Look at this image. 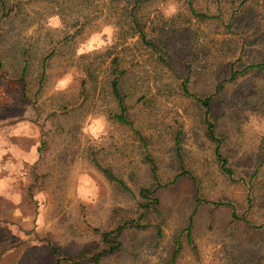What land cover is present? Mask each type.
Here are the masks:
<instances>
[{
    "label": "rangeland",
    "instance_id": "obj_1",
    "mask_svg": "<svg viewBox=\"0 0 264 264\" xmlns=\"http://www.w3.org/2000/svg\"><path fill=\"white\" fill-rule=\"evenodd\" d=\"M186 1L152 0L138 12L149 37L166 44L169 65L133 29V0H5L7 15L0 3V131L27 146L30 160L38 149L27 181L16 184L28 187V240L13 244V231L0 228V248L18 249L21 264H69L66 257L100 252L104 232L140 215L141 188L156 186L148 154L161 184L150 220L162 235L153 226L129 228L100 264H168L191 216L193 243L183 233L177 264H264V76L229 80L227 73L233 62L264 60V0H250L237 15L234 4L218 11L195 0L219 16L205 21L189 14ZM115 56L127 70L121 89L129 118L145 141L115 118ZM190 62V90L215 95L233 177L205 135L202 107L182 91Z\"/></svg>",
    "mask_w": 264,
    "mask_h": 264
},
{
    "label": "trees",
    "instance_id": "obj_2",
    "mask_svg": "<svg viewBox=\"0 0 264 264\" xmlns=\"http://www.w3.org/2000/svg\"><path fill=\"white\" fill-rule=\"evenodd\" d=\"M152 1V0H133V4L131 8H127L129 11V16L131 17V25L135 32L139 35L142 43L150 49L154 53H159L158 58L165 64L169 65V55L165 52L166 44H159V42L152 39V36L146 32V22L143 21V18L139 16L138 12L142 8L143 3ZM211 3L215 4L218 8V11H221L225 4L233 5V15H237L239 12H243L249 5L250 0H210ZM1 6L4 10V15L8 14L7 6L5 0H0ZM187 11L189 14L196 18L199 21H205L211 18L217 19L219 16L210 15L208 11L200 10L197 7L195 0H187ZM162 51V52H160ZM120 56H115L112 60V66L110 69L111 73V89L112 93L117 101L119 106V113L115 114V118L123 124L131 126L135 132L140 135L143 141L144 138L141 136V133L135 129L134 122L129 118V107L126 102V95L122 92L121 82L124 76L126 75L127 70L125 68H121L119 65ZM188 68V75L186 79L182 83V91L188 97L193 98L203 109L204 111V122H205V135L206 137L215 145V156L217 161L224 173L228 176L233 177L234 170L231 168L229 164V159L224 155L223 145L224 139L218 134L217 125L218 118L214 115V103H215V95L211 94L208 96H200L193 93L188 85V82L192 78L194 73L193 64L190 62ZM28 72V63L26 62L23 74L26 75ZM253 72L263 73L264 76V60L258 62H251L245 65H236L233 62L227 73L229 75V80H237L241 77L247 76ZM224 87V83L220 82L217 90H221ZM176 151L183 162L182 155V144L179 136L176 138ZM147 160L150 163L151 171L154 176V180L156 181V186L152 187H143L140 190V195L142 197V201L139 204L140 207V215L138 217L132 218L131 220H126L122 224L118 225L115 229L109 232H104L102 234L103 242L105 243V247L98 252L97 254L91 256V258H83L80 259L75 256L66 257V260L69 264H82V262H93L95 264H100V260L105 255L114 254L119 251L122 241L121 237L129 228L136 229H144L146 227H154L158 236L162 235V229L160 222H152L150 219L152 215H155L158 212V205L160 203V198L158 197V190L161 186L159 182V176L157 174V164L155 160L148 154ZM105 172L127 192H131L130 188L124 183L120 178L115 177L109 170H105ZM193 216L190 218V224L183 230L182 234L177 237L175 247L171 252L170 259L168 264H177L178 257L183 248L182 235L186 232V238L189 243H193L192 237V228H193ZM55 251V250H54ZM57 253V251H56Z\"/></svg>",
    "mask_w": 264,
    "mask_h": 264
},
{
    "label": "crops",
    "instance_id": "obj_3",
    "mask_svg": "<svg viewBox=\"0 0 264 264\" xmlns=\"http://www.w3.org/2000/svg\"><path fill=\"white\" fill-rule=\"evenodd\" d=\"M4 133L0 131V228L8 226L13 231V244L19 245L28 240L27 234L22 230L29 228L31 211L29 199L26 198L28 187L22 192L21 186L16 184L27 181V168L30 162L33 164L38 160V149L33 146L35 160H30L28 147L23 148L19 141L7 140ZM16 251V248H0V264H21L24 256Z\"/></svg>",
    "mask_w": 264,
    "mask_h": 264
}]
</instances>
